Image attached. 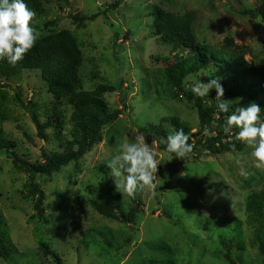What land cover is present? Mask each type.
Segmentation results:
<instances>
[{
	"label": "rangeland",
	"instance_id": "rangeland-1",
	"mask_svg": "<svg viewBox=\"0 0 264 264\" xmlns=\"http://www.w3.org/2000/svg\"><path fill=\"white\" fill-rule=\"evenodd\" d=\"M255 8L256 0H46L44 13L35 15L34 26L42 39L69 32L77 39L82 57L81 87L102 99L117 119L104 128L102 142L80 161L51 177L37 175L46 201L43 212L35 209L36 197L27 185L32 181L24 165L15 166L9 154L0 153V225L5 254L0 264H229L223 241L233 244L238 264H264L259 235L264 238V215L252 220L248 197L264 196V170L254 166L251 149L214 155L216 147H201L194 154L175 158L166 151L163 138L186 125L193 145H204L200 117L186 94L190 76L207 82L216 68L189 74L181 86L173 83L169 69L189 54L169 42L155 24L154 12L193 17L197 39L216 47L226 39L249 49L247 59L258 64L264 58V20L240 15L241 7ZM93 21L80 24L75 18ZM221 83L224 93L227 86ZM103 86L113 91L102 92ZM185 91V93L181 90ZM194 96V95H193ZM196 97V96H195ZM216 92L199 98L204 108L217 105ZM35 103L42 123H48L46 139L38 135L32 114ZM231 108L244 106L229 101ZM0 137L15 143L13 150L24 162L38 163L43 155L62 154L68 142L86 136L90 127L76 120L66 99H56L40 71H20L0 87ZM46 109L58 119L48 121ZM212 127L223 129L217 120ZM143 133L158 162L155 187L130 197L117 189L107 162L119 153V144ZM243 144V143H242ZM174 168V180L166 188ZM108 187L121 195L125 212L138 202L145 216L135 227L100 215L91 200H102ZM138 229V230H137ZM54 253L58 259L47 254Z\"/></svg>",
	"mask_w": 264,
	"mask_h": 264
},
{
	"label": "trees",
	"instance_id": "trees-1",
	"mask_svg": "<svg viewBox=\"0 0 264 264\" xmlns=\"http://www.w3.org/2000/svg\"><path fill=\"white\" fill-rule=\"evenodd\" d=\"M46 0H25L28 7L35 12V15L44 13V2ZM257 7L246 8L241 7L239 14L249 17L253 20H264V0H256ZM155 24L162 35L169 42L176 43L181 51L189 54L187 59L179 58V62L175 64L169 72L173 83L181 86V82L189 74H193L201 69L216 68L223 78L227 91L222 97L223 100H242L244 106L255 102L261 106V114L264 116V58L258 64L247 59L249 49L245 46L236 44L231 39H226L223 43L216 47H211L199 41L194 32L193 17L190 14L183 16L174 15L163 10L154 12ZM97 16H91L88 19L75 18V21L82 24L84 21H93ZM82 67V57L77 45V39L69 32H61L50 35L39 42L25 55L24 59L15 66H11L6 60L0 61V87L2 82H10L20 71H40L42 79L48 85L49 91L56 99H66L74 108V116L79 122L86 123L90 127L88 135L75 138L68 142L65 151L56 155H43V161L38 163H29L21 160L17 154L13 152L16 148L15 143L7 141L0 137V153L9 154L12 157L15 166L24 165L27 173L31 176V182L26 186L30 194L36 197L35 209L42 213L45 206L46 196L41 186L34 183V177L42 175L51 177L59 172L62 168L80 161L88 152L96 145L102 142L103 130L105 127L113 123L118 114L111 115L108 113L106 103L95 95L84 92L81 87L80 69ZM185 93V91L181 88ZM102 92L113 91L112 87L103 86L100 88ZM186 94V93H185ZM187 98L192 102L199 114L201 132L207 133L204 145H193L189 138L188 143L192 145L194 154L201 147H216L217 152L214 155L241 150L244 146L235 139V133L239 130L234 128L231 134H225L223 129L216 130L212 127L213 122L217 120L220 125H226V120L231 115V106L228 113L218 111L216 105L210 109L204 108V104L191 93L186 94ZM29 106L25 109L31 112L32 120L37 128L38 135L46 139V129L49 122L42 123L39 119L38 107L35 103L29 102ZM4 109L0 105V117L5 118ZM45 115L50 121L53 118L58 119L56 112L46 109ZM174 127L184 133H189L190 129L179 122L173 124ZM207 130V132H206ZM167 176L166 188L172 184L174 180V168ZM90 205L102 216L119 221L127 225L137 227L145 216L144 211L140 210L142 203L137 205L129 212H125L122 206L121 195L119 192L108 187V195L102 200H91ZM249 217L260 222L264 215V196L253 194L248 197L246 204ZM138 230V229H137ZM259 250L264 255V238L259 235ZM224 258L229 264H238L233 258V244L230 241H223ZM47 254L49 250L44 248ZM3 248V234L0 225V253L5 254ZM54 258L57 256L50 254Z\"/></svg>",
	"mask_w": 264,
	"mask_h": 264
},
{
	"label": "clouds",
	"instance_id": "clouds-1",
	"mask_svg": "<svg viewBox=\"0 0 264 264\" xmlns=\"http://www.w3.org/2000/svg\"><path fill=\"white\" fill-rule=\"evenodd\" d=\"M35 12L25 0H0V61L6 60L11 66L22 61L25 55L34 47L39 32L34 26ZM210 79L202 82L195 76L188 77V85L194 96L209 97L215 90L218 101L216 107L221 113L230 111L229 101L223 100L224 88L221 78L209 74ZM235 133V139L251 149L250 156L258 170H264V116L261 106L255 102L247 106H238L231 110L223 128L225 134ZM207 132V130H206ZM119 144V153L107 162L110 175L115 178L117 189L128 196H134L138 191L155 187L158 162L155 151L145 142L143 133L133 136ZM166 151L174 153L175 158H186L192 152L189 137L183 130L176 131L165 138Z\"/></svg>",
	"mask_w": 264,
	"mask_h": 264
}]
</instances>
